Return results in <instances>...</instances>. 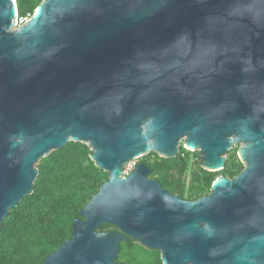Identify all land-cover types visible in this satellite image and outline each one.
Returning <instances> with one entry per match:
<instances>
[{
    "label": "water",
    "instance_id": "obj_1",
    "mask_svg": "<svg viewBox=\"0 0 264 264\" xmlns=\"http://www.w3.org/2000/svg\"><path fill=\"white\" fill-rule=\"evenodd\" d=\"M18 18L0 0V228L40 161L78 142L110 178L44 264H123L128 238L163 264H264V0H44ZM182 139L215 172L243 143L246 168L195 201L144 163L123 176Z\"/></svg>",
    "mask_w": 264,
    "mask_h": 264
},
{
    "label": "trees",
    "instance_id": "obj_2",
    "mask_svg": "<svg viewBox=\"0 0 264 264\" xmlns=\"http://www.w3.org/2000/svg\"><path fill=\"white\" fill-rule=\"evenodd\" d=\"M43 1L17 0L20 18L34 15ZM91 158L90 146L70 142L41 160L33 193L11 211L0 228V264H44L72 238L75 219L81 218V210L110 178ZM142 163L151 169L150 177L154 179L159 175H183L188 157L179 154L165 159L151 153ZM113 228L116 227L103 224L99 231L109 232ZM117 262L163 264L159 250L147 249L131 238L122 242Z\"/></svg>",
    "mask_w": 264,
    "mask_h": 264
},
{
    "label": "rangeland",
    "instance_id": "obj_3",
    "mask_svg": "<svg viewBox=\"0 0 264 264\" xmlns=\"http://www.w3.org/2000/svg\"><path fill=\"white\" fill-rule=\"evenodd\" d=\"M32 17L33 15H28L24 18H20L19 16L16 21V28H20L27 20H30ZM185 141L186 139H182L179 142L178 149L179 154H184L186 157H188L187 169L183 175L172 174L168 177L159 175L154 178L164 187L174 190L177 195H182L184 200L195 201L207 196L212 190L214 183L219 178L223 177L232 180L246 168V163L239 155V149L244 147L243 143L237 141L233 142L230 151L224 155V158L226 159V165L224 169L219 172H215V170H209L202 166L200 149H189V147L186 146L187 142ZM146 156L132 160L129 164H127L123 169V176L129 172L131 163L138 166L141 160H143ZM91 160L92 162L96 163L92 158Z\"/></svg>",
    "mask_w": 264,
    "mask_h": 264
},
{
    "label": "built area",
    "instance_id": "obj_4",
    "mask_svg": "<svg viewBox=\"0 0 264 264\" xmlns=\"http://www.w3.org/2000/svg\"><path fill=\"white\" fill-rule=\"evenodd\" d=\"M131 161H132V160H131ZM131 161H130V162H131ZM130 162H129V163H130ZM129 163H128V164H129ZM136 167H137L136 164H132V163H131V164H130V170H129V172H127L124 176H128V175H130V174L133 172V170H135Z\"/></svg>",
    "mask_w": 264,
    "mask_h": 264
},
{
    "label": "flooded vegetation",
    "instance_id": "obj_5",
    "mask_svg": "<svg viewBox=\"0 0 264 264\" xmlns=\"http://www.w3.org/2000/svg\"><path fill=\"white\" fill-rule=\"evenodd\" d=\"M150 179L151 180H154V179H152L151 177H150ZM156 181V180H155ZM158 182V181H157ZM161 185V184H160ZM162 186V185H161ZM163 187V186H162ZM164 188V187H163ZM165 189V188H164ZM166 191H168L167 189H165ZM169 192V191H168ZM170 193V192H169ZM170 194H172V193H170ZM172 195H176V194H172ZM176 196H178V195H176ZM116 230V228H113V229H111V231H115ZM118 230V229H117ZM137 242V241H136ZM139 243V242H138ZM140 244V243H139Z\"/></svg>",
    "mask_w": 264,
    "mask_h": 264
},
{
    "label": "bare ground",
    "instance_id": "obj_6",
    "mask_svg": "<svg viewBox=\"0 0 264 264\" xmlns=\"http://www.w3.org/2000/svg\"><path fill=\"white\" fill-rule=\"evenodd\" d=\"M36 11H37V10H36ZM36 11H35V12H36ZM15 14H17V13L15 12ZM34 14H35V13H34ZM33 16H34V15H33ZM17 17H18V16H17ZM16 21H17V19H16ZM189 149H190V148H189ZM212 170H215V169H212Z\"/></svg>",
    "mask_w": 264,
    "mask_h": 264
}]
</instances>
